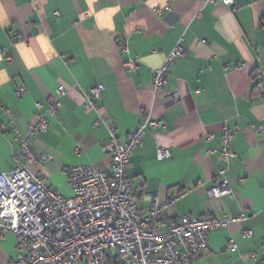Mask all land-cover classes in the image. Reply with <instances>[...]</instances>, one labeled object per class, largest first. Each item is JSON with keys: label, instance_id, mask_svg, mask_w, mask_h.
I'll use <instances>...</instances> for the list:
<instances>
[{"label": "crops", "instance_id": "0c3cea01", "mask_svg": "<svg viewBox=\"0 0 264 264\" xmlns=\"http://www.w3.org/2000/svg\"><path fill=\"white\" fill-rule=\"evenodd\" d=\"M263 16L264 0H0V174L13 156L25 164L13 141L37 121L36 103L45 105L60 86L57 115L31 141L49 158L27 168L64 196L72 193L70 167L110 170V124L123 143L148 114L163 126L149 128L129 158L138 208L174 198L162 213L166 222L243 213L248 220L210 232L194 262L264 264ZM178 43L183 54L155 94L154 70ZM130 61L134 72L125 68ZM97 85V111L85 110ZM224 127L232 134L229 162L217 152ZM158 146L170 157L158 160ZM224 179L233 195L211 197ZM16 248L13 234L0 236V264H12Z\"/></svg>", "mask_w": 264, "mask_h": 264}, {"label": "built area", "instance_id": "2783aa9c", "mask_svg": "<svg viewBox=\"0 0 264 264\" xmlns=\"http://www.w3.org/2000/svg\"><path fill=\"white\" fill-rule=\"evenodd\" d=\"M219 1L232 6V0ZM170 9L166 7L165 10ZM182 54L178 43L154 70L152 88L155 94L164 89L170 65ZM136 67L135 61L125 64L129 72H134ZM102 92L101 85L92 88L86 96L84 109L97 111L96 102L101 99ZM63 95L60 86L45 105L36 103L37 121L13 141L19 144V154L24 157L25 164L13 156V166L0 174V236L11 233L16 238L18 256L12 264H110L108 257L113 253L127 264H195V256L208 246L210 232L248 220L241 213L232 217L182 216L166 222L162 213L174 203V198L163 205L153 204L145 211L138 208L140 197L134 179L126 172L129 158L141 145L149 128L163 126L162 121L153 120L148 114L123 143L109 125V171H99L91 165L70 167L66 174L72 194L65 197L57 193L27 167L48 160V156L35 153L31 141L47 131V118L57 115L59 98ZM173 98L178 100V94H173ZM231 138V131L224 127L217 152L228 162L235 156L230 151ZM212 139L213 135L207 136V140ZM155 156L163 160L170 157V153L168 148L158 146ZM209 192L213 198L233 195L226 179L217 182ZM142 198L148 202L153 200L149 195ZM244 234L250 237L252 232L246 230ZM226 248L230 252L237 250L231 240L227 241Z\"/></svg>", "mask_w": 264, "mask_h": 264}, {"label": "trees", "instance_id": "16d2710c", "mask_svg": "<svg viewBox=\"0 0 264 264\" xmlns=\"http://www.w3.org/2000/svg\"><path fill=\"white\" fill-rule=\"evenodd\" d=\"M262 25L264 26V16L261 19ZM110 264H123L124 260L119 255L113 254L108 257Z\"/></svg>", "mask_w": 264, "mask_h": 264}, {"label": "rangeland", "instance_id": "374dc122", "mask_svg": "<svg viewBox=\"0 0 264 264\" xmlns=\"http://www.w3.org/2000/svg\"><path fill=\"white\" fill-rule=\"evenodd\" d=\"M72 194V193H71ZM62 195V194H61ZM64 196V195H63ZM71 195H69V196H65V197H70Z\"/></svg>", "mask_w": 264, "mask_h": 264}, {"label": "water", "instance_id": "95a60500", "mask_svg": "<svg viewBox=\"0 0 264 264\" xmlns=\"http://www.w3.org/2000/svg\"><path fill=\"white\" fill-rule=\"evenodd\" d=\"M123 264H127L126 262H124Z\"/></svg>", "mask_w": 264, "mask_h": 264}]
</instances>
